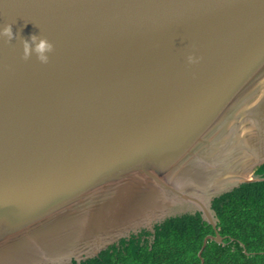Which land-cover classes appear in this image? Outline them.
Wrapping results in <instances>:
<instances>
[{"label": "water", "instance_id": "95a60500", "mask_svg": "<svg viewBox=\"0 0 264 264\" xmlns=\"http://www.w3.org/2000/svg\"><path fill=\"white\" fill-rule=\"evenodd\" d=\"M9 23L0 264H81L198 212L215 229L205 264L224 242L214 200L264 180L259 142L226 155L264 131V0H0ZM33 35L53 44L47 63L24 58Z\"/></svg>", "mask_w": 264, "mask_h": 264}, {"label": "trees", "instance_id": "16d2710c", "mask_svg": "<svg viewBox=\"0 0 264 264\" xmlns=\"http://www.w3.org/2000/svg\"><path fill=\"white\" fill-rule=\"evenodd\" d=\"M255 175L264 177V163ZM213 207L224 242L208 241L202 253L205 264H264V180L244 183L217 197ZM155 230L123 238L81 264H201L204 239L215 234L200 212L168 218Z\"/></svg>", "mask_w": 264, "mask_h": 264}, {"label": "clouds", "instance_id": "9594fccd", "mask_svg": "<svg viewBox=\"0 0 264 264\" xmlns=\"http://www.w3.org/2000/svg\"><path fill=\"white\" fill-rule=\"evenodd\" d=\"M15 36V33L13 31V25L11 23L3 26L0 28V38H7L11 39ZM38 37L33 35L31 40H25L23 42V54L24 58L28 59L33 51L39 54V60L41 63H47L50 59L48 56V53L52 52L53 50V44L45 37V38H39V42L37 43ZM197 57L193 55L188 56V61L190 63L197 62Z\"/></svg>", "mask_w": 264, "mask_h": 264}, {"label": "bare ground", "instance_id": "6f19581e", "mask_svg": "<svg viewBox=\"0 0 264 264\" xmlns=\"http://www.w3.org/2000/svg\"><path fill=\"white\" fill-rule=\"evenodd\" d=\"M250 131H247L243 128L242 131L237 133L236 140L232 142L231 147L228 149V153L226 154L227 156L232 155V153H237V154H244L247 153L251 150H253L252 145L253 142H259L260 145L264 146V131H254L253 133L256 134L255 138L254 135L250 134ZM254 139V140H253ZM226 169L230 168L228 164H226ZM241 175L250 178L251 177V172H241Z\"/></svg>", "mask_w": 264, "mask_h": 264}]
</instances>
